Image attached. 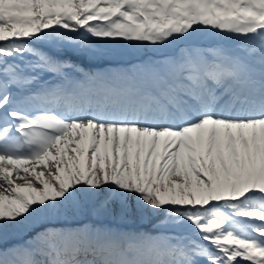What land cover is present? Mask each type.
Returning a JSON list of instances; mask_svg holds the SVG:
<instances>
[{
  "label": "snow or ice",
  "instance_id": "obj_1",
  "mask_svg": "<svg viewBox=\"0 0 264 264\" xmlns=\"http://www.w3.org/2000/svg\"><path fill=\"white\" fill-rule=\"evenodd\" d=\"M0 264H264V0H0Z\"/></svg>",
  "mask_w": 264,
  "mask_h": 264
},
{
  "label": "bare ground",
  "instance_id": "obj_2",
  "mask_svg": "<svg viewBox=\"0 0 264 264\" xmlns=\"http://www.w3.org/2000/svg\"><path fill=\"white\" fill-rule=\"evenodd\" d=\"M151 225L148 224L147 226H140V228L137 230V231H141L143 230L144 232H149L148 231V228L150 227ZM153 234H155V232H152Z\"/></svg>",
  "mask_w": 264,
  "mask_h": 264
}]
</instances>
